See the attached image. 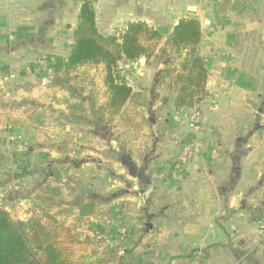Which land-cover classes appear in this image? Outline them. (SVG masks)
Instances as JSON below:
<instances>
[{"label":"crops","instance_id":"crops-1","mask_svg":"<svg viewBox=\"0 0 264 264\" xmlns=\"http://www.w3.org/2000/svg\"><path fill=\"white\" fill-rule=\"evenodd\" d=\"M175 1L93 3L104 36L118 34L130 22L143 21L166 37L181 18L188 16L183 14L184 4L173 11L165 7ZM190 1L194 4L186 6L189 16L198 17L202 23L199 54L208 70L209 95L199 104L200 133L185 119L174 120L178 111L172 104L174 95L169 85L158 81L164 62L141 59L120 64L122 75L134 91L146 94L147 107L143 110L150 122L138 138L129 135L117 120L120 129L133 140L145 139L151 129L158 138L160 134L168 139L161 144L156 138L149 150L145 144L137 145L139 154L142 152L137 176H158L162 187L154 192L153 223L146 225L151 224L154 230L151 239L145 238V233L133 237L138 246L152 245L154 264H264V0ZM1 2L9 3L8 12L1 17L4 23L9 19L8 31L17 41L24 35L58 37L68 30L73 37L84 0ZM189 6L196 7L197 12H190ZM36 21L43 23L34 25ZM16 43L8 46L14 55L0 61L1 78L5 84L11 82L13 93L32 91L37 81L53 80L62 73L73 46L72 40L65 59L54 56L35 64L34 60L22 63L20 58L29 51ZM31 51L38 53L34 48ZM35 75L42 78L36 80ZM166 96L169 103L163 105ZM38 103L26 98L13 103L9 110L14 113L26 104ZM30 112L29 124L41 127L37 117L43 118L45 111L34 107ZM194 139L201 141V152L184 170L177 169L175 159ZM129 144L125 152L132 154L134 149ZM181 171H185L183 175Z\"/></svg>","mask_w":264,"mask_h":264},{"label":"rangeland","instance_id":"rangeland-1","mask_svg":"<svg viewBox=\"0 0 264 264\" xmlns=\"http://www.w3.org/2000/svg\"><path fill=\"white\" fill-rule=\"evenodd\" d=\"M180 4L185 6L183 14L191 17L186 6L194 1L177 0L165 7L179 10ZM8 8L9 3L3 4L0 0V61L14 55L9 51L12 47L8 46L15 42L29 51L20 58L22 63L47 62L54 56L65 59L73 40L69 30L58 37L24 35L15 41L8 31L9 19L6 17L4 23L1 17ZM42 23L36 21L34 25ZM32 48L38 53L32 52ZM78 74L72 85L63 89L52 85L50 78L37 81L39 84L32 91L16 90L17 93H13L11 82L8 80L5 84L0 73V207L15 221H27L32 217L46 220L47 216H53L66 224L68 232L64 234L63 242L70 244L77 260L107 261L124 253L121 249L127 245L122 240L128 233L135 238L145 233L144 237L151 239L154 192L162 187V183L158 176H137V161L140 162L142 152L139 154L136 148L138 144H145L149 150L156 138L161 144L168 139L164 140L160 134L159 139L151 129L145 139L133 140L120 129L118 119H113L109 126L95 124L87 96L89 90H94L98 103L104 101L103 66L90 68L94 86L77 81ZM35 77L36 80L42 78ZM73 85L82 86L80 104L86 110L84 119L78 123L71 118V106L78 102L70 96L69 89ZM26 98L39 103L37 106L26 104L14 113L10 112L13 103H22ZM34 107L45 111L43 118L37 117L38 124H43L41 127L29 124L28 116ZM129 143L134 149L132 154L125 152L131 146ZM178 159L174 161L175 167L184 170L190 161L178 167ZM184 172L181 171V175ZM165 179L163 176L162 180ZM148 223H151L150 227L146 226ZM151 248L152 245L138 246L136 264L152 261ZM156 263L171 264L167 261Z\"/></svg>","mask_w":264,"mask_h":264},{"label":"trees","instance_id":"trees-1","mask_svg":"<svg viewBox=\"0 0 264 264\" xmlns=\"http://www.w3.org/2000/svg\"><path fill=\"white\" fill-rule=\"evenodd\" d=\"M201 39L202 23L196 16L181 18L166 37L143 21L130 22L118 34L104 36L96 22L93 0H84L64 70L53 78L52 85L66 88L72 85L78 72L77 81L94 86L90 68L103 66L105 98L99 104L95 91L89 90L90 115L95 124L103 126L118 119L129 135L138 138L150 123L143 110L147 107V96L134 91L122 75L120 64L141 59L164 62L158 81L160 85H169L174 95L173 106L193 108L209 95L206 90L208 70L199 54ZM81 87L73 85L69 89L70 96L78 101L71 106V118L75 123L82 121L86 113L80 104ZM168 103L166 96L162 104ZM67 232L66 224L53 216H47L46 220L32 217L27 221H15L0 207V264H136L138 242L131 233L122 240L127 246L121 249L124 253L120 256H112L107 261L80 262L70 244L63 242ZM117 239L121 241L118 236Z\"/></svg>","mask_w":264,"mask_h":264},{"label":"built area","instance_id":"built-area-1","mask_svg":"<svg viewBox=\"0 0 264 264\" xmlns=\"http://www.w3.org/2000/svg\"><path fill=\"white\" fill-rule=\"evenodd\" d=\"M181 119H185L189 126L195 132L202 131V124H201V115H200V108L199 105L193 108H180L177 111V114L174 118L176 122H180ZM202 150V143L199 139H194L193 141L185 144L180 152L179 159H178V167L186 165L192 158L198 155Z\"/></svg>","mask_w":264,"mask_h":264},{"label":"water","instance_id":"water-1","mask_svg":"<svg viewBox=\"0 0 264 264\" xmlns=\"http://www.w3.org/2000/svg\"><path fill=\"white\" fill-rule=\"evenodd\" d=\"M188 10H189L190 12H193V13H196V12H197V8L194 7V6H189V7H188Z\"/></svg>","mask_w":264,"mask_h":264}]
</instances>
